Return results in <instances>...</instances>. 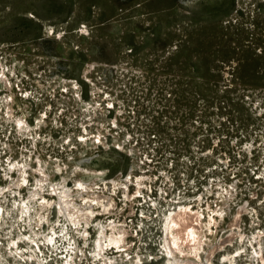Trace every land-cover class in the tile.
<instances>
[{
    "label": "rangeland",
    "instance_id": "374dc122",
    "mask_svg": "<svg viewBox=\"0 0 264 264\" xmlns=\"http://www.w3.org/2000/svg\"><path fill=\"white\" fill-rule=\"evenodd\" d=\"M1 63L15 72V115L24 116L21 105L32 131L5 118L0 82V264H166L169 201L199 196L204 218L220 208L224 217L199 257L182 242L175 255L264 264V0H0V71ZM98 131L105 144L94 143ZM9 157L40 159L70 188L76 167L103 171L104 181L151 171L148 202L139 197L127 219L129 248L96 257L97 222L83 237L56 205L41 227L33 214L22 219V201L36 207V176L29 168L25 187L2 193L17 178L5 176ZM58 164L64 175L53 172ZM230 188L222 205L217 193ZM41 193L52 197L49 186ZM116 199L122 207V190Z\"/></svg>",
    "mask_w": 264,
    "mask_h": 264
},
{
    "label": "bare ground",
    "instance_id": "6f19581e",
    "mask_svg": "<svg viewBox=\"0 0 264 264\" xmlns=\"http://www.w3.org/2000/svg\"><path fill=\"white\" fill-rule=\"evenodd\" d=\"M83 31L84 30H82V32ZM10 73L13 75V77H10ZM86 73L88 72L86 71L85 75ZM14 76L15 72L10 70L9 67L6 68V66L1 63L0 82L1 84H3V88H5L4 91L8 92L5 95V113L7 114L5 118H9L8 122H12V124L20 132H24V134H30V131H32V127L30 124H28L26 120V111L21 105L19 106V109L23 111L22 114L24 116L21 117L20 115H15L16 110L14 109V105L17 103L15 100V93L12 89L13 83L11 82V79L14 78ZM1 92L2 89L0 90V93ZM22 94L25 96L29 93L22 91ZM96 94L98 93L96 88L94 87L91 93L93 99H96ZM10 119L13 120L11 121ZM41 122L42 120H39L37 122L35 126L36 129L34 130H38L41 127ZM94 137V143L105 144L102 140V133H100L99 131ZM87 140L88 137L83 134L82 136H80L78 141L81 143H85ZM29 168L33 170L36 176V189L34 188L30 191L28 200L35 201L36 207H34L33 211L31 212V207L27 205V202L22 201L24 202L23 207L19 208V215H21L20 217L22 219L27 214H33L34 216L29 215L30 218L34 220L36 227H41L42 221L47 220L46 213H50L49 211L52 209L53 205H56L58 217L63 218L64 221L75 230L78 228L84 229L85 233H82L83 237L88 230L87 228L94 226L93 224L97 222V224L95 225L99 226V237H97L98 239L96 244V257L103 256V258H105V261H107V256L103 255L107 250H119V252H121L129 248L130 242L128 243L126 240V237L128 235L127 227L129 223L127 219L129 218V216H132L135 213L134 206L139 197L143 196L145 202H148L146 194H149V192L153 189L152 186L155 182L153 178L148 176L151 171L146 170V168L142 170V167L140 168L142 171L135 175L133 174L134 169H132L127 176H118L117 178L110 181H104L101 177L105 175V172L94 170L91 168L76 167V169L73 170L74 186L70 188L68 185H66V176L62 177V181L55 183V181L51 179L52 175L49 173L46 165H44L40 159H37V163L35 164V166H32V164L28 163V158L24 163L20 164V162H15L13 159H11V157H9L7 167L4 168L5 176L8 178V176L10 175L17 174V178H10V185L2 187L1 192H8L12 189L14 191H17L25 187L27 183V172ZM67 170L68 167L64 164H58L57 166L53 167V172L60 175H64ZM78 173H80L81 176L90 177L91 181L87 183L82 178L80 179ZM66 174H69V172H67ZM99 181L101 183H98ZM44 186H49L50 195L52 197L46 198L45 195L41 193V190H43ZM131 186L134 187V190H131ZM118 190H122L124 195L122 207H120L119 202L116 199ZM158 190V193H161L162 196L168 194L167 189L159 187ZM232 197L233 193L230 188L223 190L222 192H218L216 199L223 202L222 205H224L227 203V200H231ZM177 199L178 198L173 197V199L169 201L175 204V206L169 209V212L164 215L163 219V229L166 233V238L164 239V250L167 255H169L168 257L165 256L167 259L166 264H200L196 261H185L183 260L184 258L181 259L177 257L175 253L177 251L182 253L183 249L176 247L179 246L181 242L188 243V248H190L191 253L194 255V257H199L200 252L203 249V244L206 243L205 239L207 237V232L209 231L213 234H216L217 232L216 230H214L215 226L213 225H216L217 227L218 222H216V220H222V218L224 217V211L222 210L223 208H220L218 210H211L212 212L210 211L209 217L208 219H206L204 218L202 196L196 197L195 199H193L194 201L191 199L189 201H181L180 198L179 200ZM193 202H196L195 206L192 205ZM128 211L129 215H127ZM235 221L237 223V220ZM168 236H171V239ZM254 237L255 239L259 238L258 234H256ZM223 242L224 241H222V243ZM222 243H220L221 245L214 244L210 247V250L206 254L207 260H209L210 257L214 253H216L215 251L222 246ZM185 251H187V249H185Z\"/></svg>",
    "mask_w": 264,
    "mask_h": 264
}]
</instances>
